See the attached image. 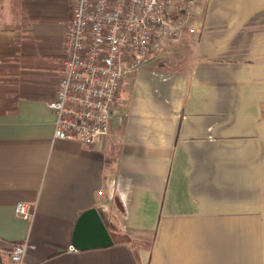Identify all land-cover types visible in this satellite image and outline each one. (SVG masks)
<instances>
[{
    "label": "crops",
    "instance_id": "0c3cea01",
    "mask_svg": "<svg viewBox=\"0 0 264 264\" xmlns=\"http://www.w3.org/2000/svg\"><path fill=\"white\" fill-rule=\"evenodd\" d=\"M71 6L0 0V264H264V0H194L91 146L53 139ZM90 207L113 242L69 250Z\"/></svg>",
    "mask_w": 264,
    "mask_h": 264
},
{
    "label": "built area",
    "instance_id": "2783aa9c",
    "mask_svg": "<svg viewBox=\"0 0 264 264\" xmlns=\"http://www.w3.org/2000/svg\"><path fill=\"white\" fill-rule=\"evenodd\" d=\"M63 40V68L49 106L56 114L53 139L85 145L103 141L109 132L110 108L132 72L166 44L176 42L194 0H71ZM101 193V190H99ZM22 218L31 216L24 201L14 205ZM28 247L15 242L11 264H22ZM69 250H76L72 244Z\"/></svg>",
    "mask_w": 264,
    "mask_h": 264
},
{
    "label": "water",
    "instance_id": "95a60500",
    "mask_svg": "<svg viewBox=\"0 0 264 264\" xmlns=\"http://www.w3.org/2000/svg\"><path fill=\"white\" fill-rule=\"evenodd\" d=\"M112 242V237L95 207L87 208L79 214L72 232L75 248L107 246Z\"/></svg>",
    "mask_w": 264,
    "mask_h": 264
}]
</instances>
